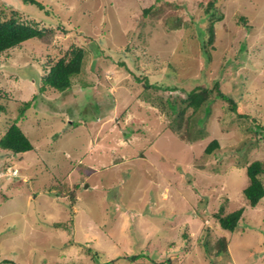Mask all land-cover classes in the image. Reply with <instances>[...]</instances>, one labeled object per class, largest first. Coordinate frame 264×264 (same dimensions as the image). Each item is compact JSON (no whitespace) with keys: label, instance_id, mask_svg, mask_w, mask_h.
<instances>
[{"label":"rangeland","instance_id":"1","mask_svg":"<svg viewBox=\"0 0 264 264\" xmlns=\"http://www.w3.org/2000/svg\"><path fill=\"white\" fill-rule=\"evenodd\" d=\"M37 1L0 0V18L53 28L0 53V134L17 120L34 145L0 147V264H264V197L251 206L243 192L247 164L264 161L250 121L264 123V0H217L210 56L209 0ZM73 43L82 71L63 90L44 85L45 64ZM142 76L177 89H145ZM215 81L250 119L214 98L201 135L203 108L178 126L154 103ZM221 206L244 208L235 231Z\"/></svg>","mask_w":264,"mask_h":264},{"label":"trees","instance_id":"2","mask_svg":"<svg viewBox=\"0 0 264 264\" xmlns=\"http://www.w3.org/2000/svg\"><path fill=\"white\" fill-rule=\"evenodd\" d=\"M24 2H30L42 6L37 0H23ZM217 0H209L206 6V15L209 17L208 28L206 33H201L200 40L202 42L204 55L210 56L209 47L213 45L216 37L215 24L221 20L223 13L217 12ZM153 7L151 5L148 8H144V14L146 15ZM245 17L240 16V20L245 22ZM247 25V24H246ZM53 31V28L45 25H40V22L35 19L22 18L18 11L12 10L9 15L4 18H0V53H4L11 50L24 42L32 38H43L47 33ZM86 57L85 49L75 43L71 44L62 55L52 58L48 61L47 71L42 75V82L44 85H49L57 90H63L72 84V77L79 74L82 71L84 59ZM137 80L143 83L145 89H177L173 85H163L158 81L152 82L147 76L137 77ZM182 94H176L173 98H162L161 96L154 97V103L163 104L169 115L173 116V123L181 126L184 122L190 124L192 117L196 111L203 108V115L197 117L196 124L198 130L202 135V128L205 126V121L211 111V103L214 98H219L227 102L229 109L239 115L240 117L249 118L250 115L246 113L239 114L238 102L228 94L219 89V82L215 81L213 86H207L204 84L197 85L189 90L181 88ZM148 94V93H147ZM149 96V95H148ZM147 97V96H146ZM160 101V102H158ZM31 104V100L24 102L22 112L27 109ZM3 107V106H1ZM191 109L190 115L186 113ZM250 119V118H249ZM255 132L263 134L264 137V123L258 121L256 118L250 119ZM175 129V128H174ZM255 139L254 141H256ZM253 141V142H254ZM220 146V142L217 138H214L205 148L207 153H213ZM0 147L8 149L14 153H21L34 149V145L29 137L17 124V120L9 122L0 134ZM246 172L249 178V184L244 188V195L247 198L251 206H256L260 199L264 197V161L255 159L249 162L246 166ZM223 206L220 207V211L215 214L220 226L223 229L231 232L235 231L243 217L244 208H238L229 213L223 212ZM54 225H60L59 222H55ZM203 245L207 251H210L207 238L203 239ZM216 255L224 254L228 251V239L225 236L220 237L216 244ZM143 253L133 254L129 256L133 261L142 257ZM5 262H11L4 260ZM108 264V263H107Z\"/></svg>","mask_w":264,"mask_h":264}]
</instances>
